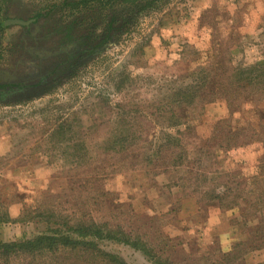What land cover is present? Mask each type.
Instances as JSON below:
<instances>
[{
  "label": "rangeland",
  "instance_id": "374dc122",
  "mask_svg": "<svg viewBox=\"0 0 264 264\" xmlns=\"http://www.w3.org/2000/svg\"><path fill=\"white\" fill-rule=\"evenodd\" d=\"M80 1L87 0H0V19L7 8L12 9L11 18L53 8L61 17L68 15L67 23L85 16L83 29L101 34L108 22L104 12H92L87 8L91 5L72 6ZM22 38L20 27L0 36V69L9 77L37 75V70L61 61L65 65L53 82L0 102V242L33 239L50 228H62L54 224H71L81 214L92 216L114 236L123 234L122 241L98 243L103 252L127 264H156L134 245L136 236L147 239L170 264H215L261 225L257 214L242 217L246 214L242 206L227 210L222 202L211 201V195L223 193L230 183L243 185L264 159V144L235 147L223 158L197 154L190 157V164L175 166L170 155L156 158L151 151L153 142L159 144L167 131L157 112L144 106L138 108L139 119L125 110L128 118L120 128L129 139L137 137V143L119 155L107 153L105 144L111 133L118 132L119 110L128 105L134 109L139 99L152 100L150 95L157 91L167 92L184 76V58L192 60L197 51L210 59L213 71L220 66V80L227 78L231 66L257 64L264 71V0H162L136 9L108 44L83 56L73 48L70 55H58L63 50L58 37L41 44L37 52L23 40L31 52L23 56ZM47 54L51 56L40 62ZM220 89L216 98L226 96V88ZM254 102L245 107L243 118L260 127L264 124L257 117L264 113ZM209 115V124L215 123L228 115L227 106L221 102L210 108ZM62 126L67 132L59 136ZM150 156L154 157L149 162ZM195 177L200 179L201 194ZM227 205L232 208V203ZM4 208L11 221L4 222ZM53 208L55 217H47ZM25 211L24 222L14 221ZM261 246L241 253L233 264H264V242ZM70 258L20 257L11 264H111Z\"/></svg>",
  "mask_w": 264,
  "mask_h": 264
},
{
  "label": "trees",
  "instance_id": "16d2710c",
  "mask_svg": "<svg viewBox=\"0 0 264 264\" xmlns=\"http://www.w3.org/2000/svg\"><path fill=\"white\" fill-rule=\"evenodd\" d=\"M160 1L89 0L87 4L117 2L143 10ZM2 23H0V27L4 29ZM197 52L198 54H192L195 57L192 60H189V57L184 58V60L187 59V67L183 70L184 76L176 82L177 84L171 85L167 92L162 90L157 91L156 94H151L152 100L139 99L140 103L136 107L133 105L134 109L137 108L135 110L129 109L131 105L125 107L126 109H122L124 108L122 107L119 110L115 121L118 132L111 133L107 138L108 142L105 144L108 145L107 153L119 155L139 141L137 137V139L126 137L120 132V128L128 118L127 113L140 118L137 113L141 106L149 111L157 112L159 123L163 124L165 131H167L164 134L165 138L163 137L165 142L164 139L161 142L159 140V144L153 142L151 151L154 150L153 153L156 158H159L160 154L164 158L166 157L165 154L170 155L175 166L176 164L182 166L190 164V157L197 154L205 157L223 158L228 151L235 147L248 146L253 143L264 144V125L259 127V124L254 123L255 120L252 122L250 118L251 120L248 122L243 118L246 113L245 107L249 103L256 104L254 101H257V110L260 109L264 113L263 100L260 98L261 91L264 92V71L260 70L257 64L250 68L231 66L227 78L220 80V75H223L218 73L221 72L220 66L217 65L218 72L217 70L213 71L209 62L210 59L207 57L206 59L202 54L203 52ZM219 80L226 86L223 84H221L223 87L220 86ZM220 88H226V96L216 98ZM221 102L227 106L228 115L209 124L212 120L209 115L210 108ZM127 109L126 113L125 110ZM152 115L154 116V114ZM257 118L259 123L264 124V116ZM66 132L62 126L58 129L57 135L60 136ZM149 152L146 151L145 153L149 154ZM154 156L147 158L148 161H152L151 158ZM259 163L260 165H257L253 172L249 173V176L247 175L243 185L230 183L227 185L228 187H224L223 193L217 195L215 191L211 195V201L219 202L220 205L222 202V207H227V210L231 211L242 206L243 212H246V214L243 213L242 217L257 214L254 217L262 220L258 228L247 232L248 235L243 236L228 253L222 256V261H217L215 264H233L241 257L238 256L241 253L243 255L250 254L262 247L261 242H264V159ZM198 177L204 181L207 179L204 175H198ZM194 181L198 192L201 194L202 186L197 187L200 179L195 177ZM227 203H232L230 205L232 208ZM56 211L55 208L48 210L47 217H55L52 214ZM26 217L27 211L24 212L20 220L15 219L14 221L24 222ZM80 217L78 220L71 219V224H68L67 221L64 224L66 229L60 224H54L55 227H62L60 228L62 230L50 228L48 233L40 234L30 240L0 242V262L11 264L14 259L20 257L46 258V256H52V258H59L63 255H70L71 258H79L78 260L82 259L83 262L102 260L111 264H127L119 256L103 252L98 243L99 240L103 239L122 241L123 234H119L120 237L114 236L112 231L107 230V226L102 227L90 219L92 216L80 214ZM11 219L8 209L4 208V222L11 221ZM51 222L49 220L48 223L51 225ZM70 233L79 236V240L70 236ZM113 233L115 234V232ZM134 245L143 250L149 258L151 256L156 264H170L166 258L164 259L161 252L159 254L155 248H150L151 244L147 239L136 236Z\"/></svg>",
  "mask_w": 264,
  "mask_h": 264
},
{
  "label": "flooded vegetation",
  "instance_id": "af4514ba",
  "mask_svg": "<svg viewBox=\"0 0 264 264\" xmlns=\"http://www.w3.org/2000/svg\"><path fill=\"white\" fill-rule=\"evenodd\" d=\"M88 1L89 0L80 1L81 3L77 2L76 4H72V6L82 7L83 5H91L87 8H91L92 12H104L103 20L108 22L104 26V31L101 34L95 33V31L90 28L83 29L84 20L86 19L85 16L72 19L71 22L67 23L65 19L68 18V15L65 14L61 17L56 13L55 9L51 8L45 13L31 11L28 18H25V16L11 18L10 14L12 9L7 8L6 11L4 10V16H1L0 19V23L4 22L2 23L4 24V29L0 27V36L12 27H20L23 34V46L19 49L23 56H26L30 50V46H26L23 40H29L33 45L32 48L34 49V52H37L38 47L41 48V44H49L54 37L60 38L59 45L60 48L63 49L60 51L61 53H57L58 55H61L62 53H64V55L72 54L70 48H73L74 51L76 49L78 52L77 55L79 56H83L82 53H84V55L94 54L97 50L102 49L111 41L113 34L116 31H120L125 27L128 20L133 18V14L136 13V8L131 5L127 6L117 2H112V4H107L106 2H92L87 4ZM115 8L118 9V12L112 13ZM83 9H86V7ZM30 53L31 52L29 51V56L31 55ZM32 56L34 55L32 54ZM50 56L51 54H47L40 57L39 60L41 62ZM1 59L2 54L0 53V61ZM64 65L65 63L61 61L59 66H54L53 68H41L40 70H37V75L30 74L27 76H21L17 77L18 79L16 80H14L15 77L12 78L8 76L9 72H4L3 69H0V102H4V97L14 98L19 94L32 92L34 89L38 90L43 87V85L50 83V81L53 82L57 76L63 74Z\"/></svg>",
  "mask_w": 264,
  "mask_h": 264
}]
</instances>
